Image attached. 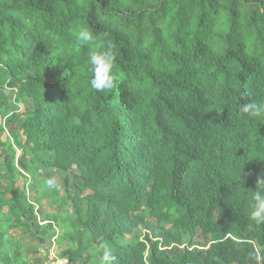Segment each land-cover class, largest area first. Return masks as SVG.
<instances>
[{"label":"trees","instance_id":"trees-1","mask_svg":"<svg viewBox=\"0 0 264 264\" xmlns=\"http://www.w3.org/2000/svg\"><path fill=\"white\" fill-rule=\"evenodd\" d=\"M85 26L95 47L75 39ZM109 49L115 87L96 92L87 57ZM250 100H264V0H0V250L37 264L19 230L55 233L70 264H104L102 244L111 264H264V224L249 218L264 119L239 111ZM21 169L57 207L43 224L14 187ZM53 172L78 180L60 196Z\"/></svg>","mask_w":264,"mask_h":264},{"label":"rangeland","instance_id":"rangeland-1","mask_svg":"<svg viewBox=\"0 0 264 264\" xmlns=\"http://www.w3.org/2000/svg\"><path fill=\"white\" fill-rule=\"evenodd\" d=\"M7 103H14L15 105L18 106L17 113H22L27 107V103L23 102H16V97H17V92L13 90H6L5 95H4ZM7 105V104H6ZM9 111L11 110L10 107L7 108ZM11 138L10 134L5 131L3 133H0V137L2 139L7 136ZM15 153H16V160L18 157L22 154L21 150L19 147L15 146ZM1 154L3 151L0 148ZM3 163V159L0 158V191H6L5 196L7 198L11 197V183L9 180V175L8 172L2 169L1 164ZM11 162H8V165L11 166ZM21 171L24 173L25 177L27 178L26 181L23 180L22 177H19L15 182H14V187H21L27 195L28 201H30L33 206H34V212L37 215V223L43 224L41 216L40 209L44 211L45 213H54L57 210L56 205H52L51 201L49 202L47 198H38L39 196V185L37 184V179H31L30 174L26 172V170L21 169ZM46 173L45 170H43V176H41V179L44 178V174ZM69 177V181H71L67 186H65L64 180H63V175L58 173V172H53L50 174V176L46 177L48 179L54 178L56 183V187L59 190V195L62 196L64 190L69 189L71 186H73L72 181H77V177L74 173H72ZM14 208V205L10 207H4V212L6 214L12 213ZM71 211V209H70ZM143 209H141L139 212L135 213L134 215H141ZM59 231V230H58ZM11 235L13 237H16L19 239L18 242L21 244V248L23 252L30 257L32 260H35L37 264H56L55 263V258H57V253H58V246L57 243L53 240V235L55 233L49 234L48 238L45 239L43 243H39L38 239L36 236L30 234V233H23L19 230H11ZM137 233L143 237L144 236V226L141 224L138 226ZM57 234V232H56ZM58 235V234H57ZM56 235V237H57ZM129 237V235L127 236ZM131 242H133V239H130ZM37 252H34L36 251ZM12 263V258H11V253L9 252H4L0 250V264H10Z\"/></svg>","mask_w":264,"mask_h":264},{"label":"clouds","instance_id":"clouds-1","mask_svg":"<svg viewBox=\"0 0 264 264\" xmlns=\"http://www.w3.org/2000/svg\"><path fill=\"white\" fill-rule=\"evenodd\" d=\"M75 39L81 45H93L95 47V41L99 39L97 34H94L93 30L88 27H81L75 32ZM115 63V56L111 49L105 51L93 50L87 57L86 64L91 74L89 81L90 87L96 92H103L105 90H111L115 87L116 77L113 73ZM239 111L250 119H264V100H250L243 103ZM264 175V173H262ZM242 183L241 189H245L242 185L244 182L241 175ZM55 179L50 178L46 181V185L49 187L55 186ZM249 218L257 225L264 224V178H259L256 181V190H251V202H250ZM102 260L104 264H111L114 259L113 251L109 245L102 244Z\"/></svg>","mask_w":264,"mask_h":264},{"label":"built area","instance_id":"built-area-1","mask_svg":"<svg viewBox=\"0 0 264 264\" xmlns=\"http://www.w3.org/2000/svg\"><path fill=\"white\" fill-rule=\"evenodd\" d=\"M55 263L56 264H70L69 261L65 258H55Z\"/></svg>","mask_w":264,"mask_h":264},{"label":"crops","instance_id":"crops-1","mask_svg":"<svg viewBox=\"0 0 264 264\" xmlns=\"http://www.w3.org/2000/svg\"><path fill=\"white\" fill-rule=\"evenodd\" d=\"M54 205V204H53ZM44 212V211H43ZM56 212V211H55ZM45 213V212H44ZM46 213H48V212H46ZM42 220L43 221H45V217L44 218H42ZM38 224V223H37ZM41 224V223H40ZM19 241V240H18ZM18 244L21 246V244H20V242H18Z\"/></svg>","mask_w":264,"mask_h":264}]
</instances>
